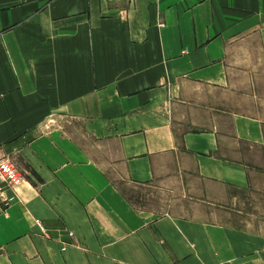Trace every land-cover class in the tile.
<instances>
[{"label": "crops", "instance_id": "1", "mask_svg": "<svg viewBox=\"0 0 264 264\" xmlns=\"http://www.w3.org/2000/svg\"><path fill=\"white\" fill-rule=\"evenodd\" d=\"M260 72L264 0H0V155L25 177L0 264H264V222L232 223L264 198V106L238 101ZM118 180L191 198L144 209Z\"/></svg>", "mask_w": 264, "mask_h": 264}, {"label": "rangeland", "instance_id": "2", "mask_svg": "<svg viewBox=\"0 0 264 264\" xmlns=\"http://www.w3.org/2000/svg\"><path fill=\"white\" fill-rule=\"evenodd\" d=\"M260 74L262 76L259 78V80L261 82V86H264V72H260ZM250 91L252 93V96H254L255 94L256 98L253 99L245 98L244 96H238L239 106L244 107L242 111H246L249 114L255 115L259 113L258 109L261 106H264V88L262 87L258 90L251 89ZM261 115L264 116V112ZM118 182L120 187L130 198L131 202L134 205L142 207L144 209L166 210L170 203L174 202L181 196L184 198V200L187 201L191 198L190 195L180 194L179 192H175L169 189L164 191V189L157 184L143 187L134 186L122 180H118ZM262 195L264 196V194ZM241 210L243 211V215L235 214L238 216L232 218V223L234 226L242 228L246 223H250L252 219L254 224L259 225L260 223L264 222V198L261 200H256L254 202L252 200L247 201L246 203L242 204ZM246 213L248 214L247 216ZM250 214H252L253 217H250Z\"/></svg>", "mask_w": 264, "mask_h": 264}, {"label": "built area", "instance_id": "3", "mask_svg": "<svg viewBox=\"0 0 264 264\" xmlns=\"http://www.w3.org/2000/svg\"><path fill=\"white\" fill-rule=\"evenodd\" d=\"M25 181L23 174L18 170L14 162L8 156L0 155V216L5 214L10 206L18 198V189ZM11 192L12 195H9ZM35 224L41 235L50 239L51 235L41 221L36 220ZM69 239H73L71 232L67 233ZM66 250V246L63 248Z\"/></svg>", "mask_w": 264, "mask_h": 264}]
</instances>
